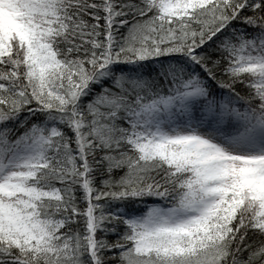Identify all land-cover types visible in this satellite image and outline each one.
<instances>
[{"label": "snow or ice", "instance_id": "6c2138e0", "mask_svg": "<svg viewBox=\"0 0 264 264\" xmlns=\"http://www.w3.org/2000/svg\"><path fill=\"white\" fill-rule=\"evenodd\" d=\"M0 264H264V0H0Z\"/></svg>", "mask_w": 264, "mask_h": 264}]
</instances>
